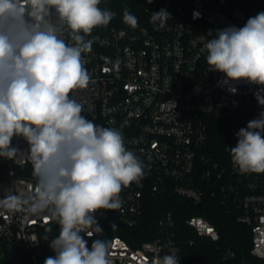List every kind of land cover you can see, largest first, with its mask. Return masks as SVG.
<instances>
[{
    "label": "built area",
    "instance_id": "2783aa9c",
    "mask_svg": "<svg viewBox=\"0 0 264 264\" xmlns=\"http://www.w3.org/2000/svg\"><path fill=\"white\" fill-rule=\"evenodd\" d=\"M111 2L101 0L98 7L110 11ZM140 6L147 17L141 25L117 27L110 21L87 35L79 33L91 42L90 50L81 54L90 80L70 97L83 105L86 119L119 131L125 149L144 165L142 178L122 187L119 208L91 214L102 231L81 235L89 249L94 240L108 241L109 264H156L173 254L183 264L175 211L163 212L155 239L137 247L123 237H111L110 225L143 228L151 200L199 206L211 198L251 228V254L264 261V172L241 173L230 150L216 159L210 149L214 120L227 129L229 148L237 145L236 133L264 112L257 99L264 98V85L244 80L223 84L224 73L208 70L205 48L217 30L243 27L264 12V0H140ZM160 9L171 14L163 28L151 22L152 13ZM195 13L199 15L194 19ZM50 19L61 29L58 36L74 46L71 30L58 23L54 10ZM10 147L18 154L0 157V198L6 192H31L37 183L27 140L14 135ZM25 207H0V264H44L55 256L49 243L59 235L58 221L47 211L31 214ZM185 223L199 237L220 238L217 227L203 216H190ZM234 256L229 250L225 259Z\"/></svg>",
    "mask_w": 264,
    "mask_h": 264
},
{
    "label": "clouds",
    "instance_id": "9594fccd",
    "mask_svg": "<svg viewBox=\"0 0 264 264\" xmlns=\"http://www.w3.org/2000/svg\"><path fill=\"white\" fill-rule=\"evenodd\" d=\"M100 2L0 0V157H16L18 150L10 143L14 135H22L30 145L37 180L26 194L6 192L0 207L47 211L58 221L59 235L49 243L55 256L44 264H109L108 241L94 240L89 249L81 233H100L91 214L119 208L122 187L144 175L143 163L125 149L122 134L86 119L83 105L70 97L90 80L81 54L91 42L79 33L87 35L115 15L99 8ZM52 10L58 23L71 30L74 46L58 36L61 29L50 19ZM170 17L160 9L151 22L163 28ZM123 20L132 27L138 23L127 10ZM205 48L208 70L224 73L223 84L244 80L264 85V12L243 27L217 30ZM257 99L264 104V98ZM236 136L237 145L229 148L232 163L241 173L264 172V112ZM156 264H179V259L165 255Z\"/></svg>",
    "mask_w": 264,
    "mask_h": 264
},
{
    "label": "trees",
    "instance_id": "16d2710c",
    "mask_svg": "<svg viewBox=\"0 0 264 264\" xmlns=\"http://www.w3.org/2000/svg\"><path fill=\"white\" fill-rule=\"evenodd\" d=\"M125 10L135 15L138 19L136 26L146 22L147 17L140 6V0H112L110 11L115 13L111 22L117 27H132L123 20ZM210 149L216 159L229 154V133L223 128L220 121L211 124ZM227 158V157H225ZM175 211L174 229L176 241L182 248L183 264H241L245 258L251 264H264L251 254L252 231L245 224L237 221L235 215L222 208L217 201L207 198L203 204L194 206L191 203L178 201L151 200L147 213V222L141 229H127L115 226L108 230L111 237H123L132 246L137 247L145 241H151L157 232V222L163 212ZM200 215L209 219L218 229L220 238L213 241L207 237H199L195 231L185 223V219ZM140 235L134 240L130 235ZM232 251L235 256L225 259L227 251Z\"/></svg>",
    "mask_w": 264,
    "mask_h": 264
},
{
    "label": "water",
    "instance_id": "95a60500",
    "mask_svg": "<svg viewBox=\"0 0 264 264\" xmlns=\"http://www.w3.org/2000/svg\"><path fill=\"white\" fill-rule=\"evenodd\" d=\"M241 264H251L249 263L245 258L242 260V263Z\"/></svg>",
    "mask_w": 264,
    "mask_h": 264
}]
</instances>
